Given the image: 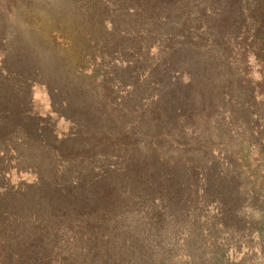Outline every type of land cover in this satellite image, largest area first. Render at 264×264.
Masks as SVG:
<instances>
[{"label": "rangeland", "instance_id": "1", "mask_svg": "<svg viewBox=\"0 0 264 264\" xmlns=\"http://www.w3.org/2000/svg\"><path fill=\"white\" fill-rule=\"evenodd\" d=\"M113 156L176 205L160 264H264V0H0V185L23 218L0 241L74 264L76 231L89 251L124 243L100 263L119 264L156 239V208L85 216Z\"/></svg>", "mask_w": 264, "mask_h": 264}, {"label": "trees", "instance_id": "2", "mask_svg": "<svg viewBox=\"0 0 264 264\" xmlns=\"http://www.w3.org/2000/svg\"><path fill=\"white\" fill-rule=\"evenodd\" d=\"M55 122H52L51 125L47 126L46 123H41V136L43 133V130L46 129V127L50 130L51 136H53L55 139L57 138L58 131H59V119L54 118ZM7 152V151H6ZM102 153V151H101ZM98 153L97 155L101 156L104 154ZM110 156V155H109ZM113 160H110V163H107L108 169L101 172V175H97L94 173L92 175V182L93 187L88 188L89 190H85L86 194L82 196L86 199L88 203L87 212L85 213V216H89L90 218H96L99 214H112V215H122L127 213H141L144 214L152 211V208L158 209V211L162 212L164 219L166 220V226L164 229H162L159 232H154L151 229H148L146 231H143V235L151 236L152 238L156 239H149L148 242H142L136 246V249L134 251V254L132 257L123 255L120 258H117V261H120L119 264H160L159 261V254H161V251H167L169 250L168 244L164 243L162 238L160 237L163 235V233L166 232L167 228L168 230H175V219L176 215L178 214L176 211V214H172L173 211L172 208L176 207L175 204L170 202L168 203V200L166 196H159L157 192H153V189L147 188H139L135 186L133 183L130 182L132 179V164H128L124 161V159H120L119 156H113ZM156 160V159H154ZM154 160H151V162H154ZM190 165V171L191 173H196L197 176L202 175V179L204 180V183L206 181V172L210 167L207 166H196V168H193L194 166ZM2 166H0L1 168ZM102 167V166H101ZM94 170V166H91V171ZM41 183L45 182L44 180H47L46 177H43L41 174ZM39 178V180H40ZM7 181V180H6ZM44 184V183H43ZM101 186V187H99ZM7 186L3 187L0 185V211L3 210L5 213H8L10 215V218L2 225L0 226V229H4L7 231L9 228L13 227H21L19 224L20 220L23 219L20 218V214L22 213L19 211L21 208V204L16 203L12 197L5 196L3 194L4 191H6ZM195 190V189H194ZM83 190L79 188H76L75 193L82 192ZM3 194V195H2ZM6 194V193H5ZM138 195L137 199H134V196ZM149 199H148V197ZM80 197V198H82ZM146 199V202H141L142 199ZM203 199V198H202ZM52 198L48 200V205L53 202ZM61 204H65L66 201H69V199L59 198ZM73 204V205H72ZM71 204V207H75L74 209L79 208V206L73 201ZM175 205V206H174ZM52 207H56L53 203ZM220 207L215 205V211H218L220 213V224L222 222L224 223L226 212L221 211ZM19 211V212H17ZM75 211V210H73ZM79 211V210H77ZM76 211V212H77ZM82 212V211H80ZM141 213V214H143ZM80 215H82L80 213ZM106 215V216H108ZM188 216L190 218V213H188ZM61 217V216H59ZM178 217V215H177ZM1 221V220H0ZM225 224V223H224ZM180 226V225H179ZM235 226H231L229 228H234ZM73 232V231H72ZM70 233V236L67 237V240L64 242L68 243L69 245H72L75 242H78L80 244L79 250L82 251L84 255L80 257H73L71 262H74V264H100L104 263L106 259H111L110 257L107 258L106 254L107 251H111L112 254H117L114 252L115 250L119 248H125V244L122 243L121 246L117 245L116 247H102V250L99 252V249L96 247L97 245L92 244L90 251L88 249V244L86 243L87 238L89 237V234H83L80 238L84 241H78V234L76 231L73 233ZM41 246L46 243L48 233L45 231L41 232ZM54 236V234H53ZM39 244V243H38ZM184 246L183 244H181ZM35 248H38L36 246ZM35 250V249H34ZM37 250V249H36ZM40 250V248H39ZM33 251V250H32ZM146 251H148V256H146ZM23 249L22 244L18 245V247L14 244H7L4 241H0V264H14V262H18V264H53L57 262L58 258L56 259V256H51V253L44 252V249L41 247V256L38 258V256L31 255L24 257L23 256ZM124 253V250H123ZM17 256L16 258H13ZM41 259V260H39ZM170 262H172V259H170ZM71 264V263H70Z\"/></svg>", "mask_w": 264, "mask_h": 264}]
</instances>
